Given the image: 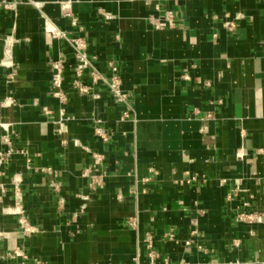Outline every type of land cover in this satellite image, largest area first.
<instances>
[{
  "label": "crops",
  "instance_id": "crops-1",
  "mask_svg": "<svg viewBox=\"0 0 264 264\" xmlns=\"http://www.w3.org/2000/svg\"><path fill=\"white\" fill-rule=\"evenodd\" d=\"M2 1L0 264L147 263L148 236L170 264H264L238 222L264 206V0ZM57 30L118 67L126 104L70 68L53 97L52 60L75 64Z\"/></svg>",
  "mask_w": 264,
  "mask_h": 264
},
{
  "label": "built area",
  "instance_id": "built-area-1",
  "mask_svg": "<svg viewBox=\"0 0 264 264\" xmlns=\"http://www.w3.org/2000/svg\"><path fill=\"white\" fill-rule=\"evenodd\" d=\"M1 5L5 9H12L14 4L4 0L1 2ZM229 17V16H228ZM165 21L170 25L173 26L174 24V14L171 11L165 13ZM150 24L156 29H163V25L158 18L155 16L149 17ZM73 25L76 24L75 19L72 20ZM226 27L233 31L235 29V23L233 21H228L226 23ZM52 37L54 39L63 40L69 44V46L73 50V56L75 60L74 65L68 64V59L64 55H60L57 59L52 60L50 64V69L52 72V93L53 97L56 98L61 105H64L67 100V94L64 90V81H65V72L68 68L72 69L73 71V79L71 81V88L79 93L80 95H88L90 93V88L83 83V79L86 74L89 75L92 85L96 86L99 84L100 81H103L111 93L112 97L116 101V103L120 105H124L127 103L128 96L122 89V80L119 74V69L114 63H110L109 67L112 71V76L109 80H105L96 70L94 67L95 59H91L87 52V44L81 38H70L65 32L63 31H52ZM184 80H190V76L185 74L183 76ZM209 83H207L208 85ZM6 143L9 141L6 140ZM14 151L10 148L5 156L0 155V163L3 161H7L12 155ZM198 180V175L191 173H186L185 177L180 181V183H187L192 184ZM100 183V181H96ZM231 199V195H229ZM238 222H245L251 225H259L262 226L264 229V206L262 210L253 208L252 212L248 214L240 215L238 218ZM197 232L194 231L193 234ZM164 237L169 240H174V233L170 231ZM151 237L148 236L146 240V245L148 249V262L142 263L139 257H134L131 264H170L169 259L164 258L162 259L160 255L153 251ZM187 244H191V241H187Z\"/></svg>",
  "mask_w": 264,
  "mask_h": 264
}]
</instances>
